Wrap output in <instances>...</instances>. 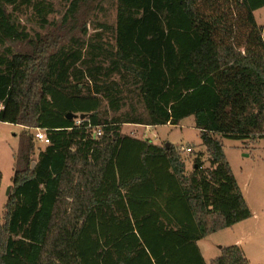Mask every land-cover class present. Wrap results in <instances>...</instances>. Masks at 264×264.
<instances>
[{
	"label": "trees",
	"instance_id": "obj_1",
	"mask_svg": "<svg viewBox=\"0 0 264 264\" xmlns=\"http://www.w3.org/2000/svg\"><path fill=\"white\" fill-rule=\"evenodd\" d=\"M106 1L59 0L53 22V0H0V121L25 128L0 264H207L198 241L252 216L221 138H264V0H115L113 23L92 19ZM191 115L210 164L190 172L173 144L122 133ZM32 127L51 139L37 155ZM212 264L251 263L232 244Z\"/></svg>",
	"mask_w": 264,
	"mask_h": 264
},
{
	"label": "rangeland",
	"instance_id": "obj_2",
	"mask_svg": "<svg viewBox=\"0 0 264 264\" xmlns=\"http://www.w3.org/2000/svg\"><path fill=\"white\" fill-rule=\"evenodd\" d=\"M58 11L50 15L53 22L59 21L63 5L59 0H53ZM9 11L14 12L17 20L24 25L32 34L53 30L54 26L47 29L41 27L39 19L32 7H21L14 10L8 6ZM259 25L264 27V7L255 11ZM116 17V1L107 0L104 10H98L92 19H100L113 23ZM89 34L95 31L93 24H88ZM97 30V29H96ZM17 51L22 49L18 43L10 44ZM3 48L0 47V53ZM24 126L0 121V170L3 172L2 192L0 195V218L4 212V204L8 186L12 187V177L16 162V155L21 146ZM33 133L36 128H30ZM122 133L142 139H151L161 145L170 142L176 148L190 146L192 151H181L180 154L186 162L187 172L193 169L194 157L199 152H205L203 157L205 166H209L206 148L202 143L200 130L195 126L194 116H188L177 125L164 124L156 126L140 124H124ZM225 153L232 166L238 183L241 185L243 194L250 206L252 216L231 227L224 228L210 234L200 242L202 254L207 264L221 254L219 245L227 246L242 239L241 244L247 252L253 264H264V138L254 140L221 138ZM35 142V155L45 146ZM8 184V185H7Z\"/></svg>",
	"mask_w": 264,
	"mask_h": 264
},
{
	"label": "built area",
	"instance_id": "obj_3",
	"mask_svg": "<svg viewBox=\"0 0 264 264\" xmlns=\"http://www.w3.org/2000/svg\"><path fill=\"white\" fill-rule=\"evenodd\" d=\"M81 119L82 118L77 117L76 118V122L77 123H80ZM101 134H102L101 127H94L92 129V135H93V137L96 138V137L100 136ZM34 136H35L36 141H40V142H42L45 145H48V144L51 143V139H50V137H49L46 129H44V128H39V127L36 128V130L34 132ZM185 150H187V151L190 152V151H192V147H190V146H187V147H185V146L178 147V151H180V152L181 151H185Z\"/></svg>",
	"mask_w": 264,
	"mask_h": 264
},
{
	"label": "crops",
	"instance_id": "obj_4",
	"mask_svg": "<svg viewBox=\"0 0 264 264\" xmlns=\"http://www.w3.org/2000/svg\"><path fill=\"white\" fill-rule=\"evenodd\" d=\"M127 124H131V123H127ZM148 126H150V125H148ZM151 126H153V125H151ZM37 142L41 143V144L44 145L45 147L47 146V145L43 144V143L40 142V141H37ZM154 143H155V142H154ZM156 144L161 145L160 143H156ZM45 147H44V148H45ZM38 153H39V152H38ZM227 158H228V157H227ZM228 160H229V159H228ZM2 183H3V181H2ZM7 185H8V184H7ZM239 185H240V184H239ZM240 187H241V185H240ZM2 189H3V187H2V185H1V188H0V195H1ZM241 189H242V187H241ZM242 191H243V190H242ZM7 197H8V194L6 193V199L4 200L5 203H6ZM236 224H237V223H236ZM208 236H209V235H208ZM208 236H207V237H208ZM207 237H205V238H203V239H201V240L198 241V245H199L201 251H202V248H201L200 242L203 241L204 239H206ZM241 240H242V239H237V240L235 241L234 244H238V245H240V246L242 247V249L244 250L246 256H247V252H246V250L243 248V246H242V244H241ZM221 247H223V245H219V248H220V249H221ZM247 258L249 259L250 263L253 264L252 261L250 260V258H249L248 256H247Z\"/></svg>",
	"mask_w": 264,
	"mask_h": 264
},
{
	"label": "water",
	"instance_id": "obj_5",
	"mask_svg": "<svg viewBox=\"0 0 264 264\" xmlns=\"http://www.w3.org/2000/svg\"><path fill=\"white\" fill-rule=\"evenodd\" d=\"M77 116V114H75V113H73V112H70L69 113V118H73V117H76ZM171 145V143L170 142H166V146H170ZM35 164V162H33V165ZM10 189H11V186H8V188H7V194H9V191H10Z\"/></svg>",
	"mask_w": 264,
	"mask_h": 264
}]
</instances>
